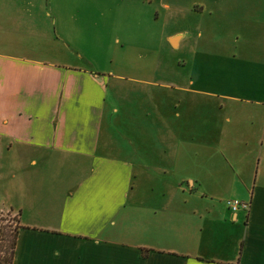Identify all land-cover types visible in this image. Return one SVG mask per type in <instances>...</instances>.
Wrapping results in <instances>:
<instances>
[{"label":"crops","instance_id":"obj_1","mask_svg":"<svg viewBox=\"0 0 264 264\" xmlns=\"http://www.w3.org/2000/svg\"><path fill=\"white\" fill-rule=\"evenodd\" d=\"M138 1L0 0V214L19 225L12 264H264V0L165 1L172 18H198L188 30L173 20L134 29ZM67 9L73 21L118 14L123 23L78 29ZM193 27L187 86H164L177 97L172 118L149 90L157 82L70 55L84 40L141 69L144 48H174L176 37L180 47ZM182 105L190 135L180 168L177 156L168 169L166 151L153 156L164 143L154 120L180 126ZM178 168L179 187L150 184ZM230 199L251 208L235 213Z\"/></svg>","mask_w":264,"mask_h":264},{"label":"rangeland","instance_id":"obj_2","mask_svg":"<svg viewBox=\"0 0 264 264\" xmlns=\"http://www.w3.org/2000/svg\"><path fill=\"white\" fill-rule=\"evenodd\" d=\"M69 0H52L53 4H55V7L57 5H61L62 3H65ZM145 1V4L142 2ZM168 0H140L138 1V9L140 10V15L138 18L134 21V27H145L150 24L154 26L155 28L163 29L165 26L169 25L170 20L175 21L177 24L175 26L176 29L182 28V29H187L190 24H192L194 21L197 22L198 18H189V14H185L184 16L177 15L175 18H172L171 14L166 13L164 8L162 7V4ZM171 1V0H170ZM180 3L182 0H179ZM186 5V4H185ZM68 12H62L63 19L68 18L67 22H72L76 24L78 27L79 23L82 25L87 24L88 21H96L97 23H100L104 26L105 23L109 24L111 26H114L118 24V26H121L123 21L119 20L121 16L118 14L114 15H105L104 17L101 14H96V16H81L80 20L77 22L76 18L73 21V12L71 9H67ZM52 12L53 17H56V14L54 11L50 10ZM182 13V12H181ZM57 15L60 17L61 14L57 13ZM45 16V15H44ZM44 16L40 14V17L42 20H44ZM46 17V16H45ZM159 17V18H158ZM61 18V17H60ZM158 18V19H157ZM65 20V19H64ZM87 20V21H86ZM194 22V23H195ZM132 24V23H131ZM174 25L172 23L170 26ZM79 29V27H78ZM136 29V27L134 28ZM197 33L198 30L195 29L194 27L192 28V35L188 39V36L185 41L182 42L180 47H170L169 45L166 47L164 46L163 48H159L157 50H149L148 48H144V56L150 55L151 57L149 58H144L143 59V65H141V69L134 68L132 64H120L115 60V57L113 56L112 52L109 50L108 46H104L102 44L98 45L96 43H90L86 42L84 40L78 41L73 47H70L72 50V53L70 54L73 59H84L88 60L91 62L92 69H98V67H101V69L110 71V70H122L121 75H124L125 72H133V73H141L143 76L142 78H148L151 82H157L158 86L157 87H150L149 90L153 91L156 100H157V106H164L165 107V114L166 118H172L171 115V106L174 103V100L177 98L175 94H172L170 90L166 89L164 86L169 85L171 83L174 84H180V87H186L187 86V81L189 78V75L192 71V66H191V59L194 57L195 49L197 47ZM87 38H94V32L91 34L87 35ZM146 40V39H145ZM60 43L56 44L57 47L61 48L63 47L62 50L66 51L67 46L65 44ZM176 46V44H175ZM27 47L30 49H35L40 51L41 49H48L47 46L44 44L42 41L38 40H30L27 44ZM51 50V48L49 49ZM153 51V52H152ZM153 55V56H152ZM84 57V58H83ZM80 64H83L82 61L79 62ZM121 67V68H120ZM123 67V69H122ZM116 72V71H115ZM145 74L150 75L149 77ZM123 86L127 87H136L139 88L138 86H132L130 83H127L126 81L122 82ZM142 85H140L141 87ZM174 93V92H173ZM177 95H180V97L184 100V92H176ZM143 96H146L145 94L142 93ZM173 95V96H172ZM172 96V97H171ZM144 99L143 97H141ZM184 105V101H183ZM183 105L181 109H178L182 113V121L179 126L177 121L170 120V121H164L163 119H158L154 120L155 126L154 130L156 133L155 139L160 138L162 139V142H157L155 144L156 149L154 148V155H163V152L166 151L167 155L169 156V160L164 162L163 164L170 169L172 164V158L178 156V161H179V168H180V157L182 156V148L183 145L181 144V140L184 139H189L190 132H186V130H183V128L189 124V121L187 120L186 116H183ZM206 107L203 105H200L198 107L199 111L204 110ZM192 109V108H189ZM164 114V115H165ZM171 115V116H170ZM156 117V116H155ZM169 123V124H168ZM168 124V125H167ZM170 127V128H168ZM171 133H176L178 135V139H173L171 136ZM174 141H178V144H174ZM167 143V144H166ZM179 168H178V176H171L169 175L166 178H161V177H152L150 184L151 185H156L159 183L164 182L165 184H173L176 183L177 186L179 187L180 178L182 172L179 173ZM182 185L186 188L189 187V182H183ZM159 188H157L158 190ZM181 197L177 195V201ZM18 222H17V217L14 216V214L10 212H6L4 214H0V229H1V236H0V250L4 252V255L6 258L9 257L10 255V247L12 242L14 241V235L17 232L18 229ZM3 257V256H2Z\"/></svg>","mask_w":264,"mask_h":264},{"label":"built area","instance_id":"obj_3","mask_svg":"<svg viewBox=\"0 0 264 264\" xmlns=\"http://www.w3.org/2000/svg\"><path fill=\"white\" fill-rule=\"evenodd\" d=\"M226 206L235 213L238 211L248 212L251 208V203L240 201V199H230L226 202Z\"/></svg>","mask_w":264,"mask_h":264},{"label":"trees","instance_id":"obj_4","mask_svg":"<svg viewBox=\"0 0 264 264\" xmlns=\"http://www.w3.org/2000/svg\"><path fill=\"white\" fill-rule=\"evenodd\" d=\"M0 236H1V229H0ZM17 237H18V229H17V232L14 235V241L12 242L11 247H10V255H9V257L6 258V256L4 255V252L0 250V264H12V258L14 257ZM0 242H1V240H0Z\"/></svg>","mask_w":264,"mask_h":264},{"label":"water","instance_id":"obj_5","mask_svg":"<svg viewBox=\"0 0 264 264\" xmlns=\"http://www.w3.org/2000/svg\"><path fill=\"white\" fill-rule=\"evenodd\" d=\"M176 41H178V37H176L175 39H173V40L171 41V45H172L173 47H176V46H175Z\"/></svg>","mask_w":264,"mask_h":264}]
</instances>
